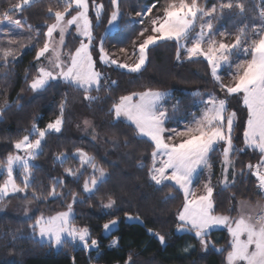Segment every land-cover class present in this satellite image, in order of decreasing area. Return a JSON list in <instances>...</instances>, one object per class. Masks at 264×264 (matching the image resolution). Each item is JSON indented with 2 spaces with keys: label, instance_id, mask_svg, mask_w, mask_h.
<instances>
[{
  "label": "snow or ice",
  "instance_id": "6c2138e0",
  "mask_svg": "<svg viewBox=\"0 0 264 264\" xmlns=\"http://www.w3.org/2000/svg\"><path fill=\"white\" fill-rule=\"evenodd\" d=\"M38 2L39 0H18L0 13V67L7 68L17 63L21 55L20 50L28 46L33 47L36 72L29 79L26 70L24 77L33 93L47 90L52 82L62 81L82 91L84 100L89 103L97 101L99 97L91 93L99 92L102 81L107 82L104 74L97 70V58L93 56V52L97 50L99 63L115 65L128 73H141L145 70L150 49L162 41L175 42L177 61H181L184 53L187 60L202 58L207 62L210 75L224 93V98L214 93L207 94V98L199 101L203 105L200 115L194 116L183 129L168 126L179 110L178 104L172 105L170 111L165 106V101L171 94L159 90L146 89L122 95L112 104L110 113L116 121L127 122L133 128L137 139L146 138V142H150V181L158 187H168L170 193L173 188L183 193V206L177 214V231L194 233L206 251L209 245L207 237L211 230L223 227L230 237L226 264H264V204L257 203L255 208H252L242 201L237 217L217 214L214 201L216 185L212 183L210 171L213 166L211 156L216 152L218 145H223L221 179L218 184L221 191L235 186L237 172L233 156L245 149H237L233 144L236 112H228V97L242 95V103L247 109L243 142L246 149L256 150L260 154L257 164H247L245 167L256 178L257 188L264 194V8L259 12V23H241L235 32H232L227 28H218L215 22L226 16L243 17L246 8L240 0H218V3L212 4L211 7L207 6L206 0H164L159 8L153 3L146 10L136 12V17L140 19L133 23L141 25L144 24V18L152 14L153 9H156L158 14L151 15L150 26L143 27L139 32L140 42H134V50L130 55V58L134 57L133 62L122 63L113 58L104 47L105 39L120 31V21L124 16L120 0H110L113 10L107 21L105 36L101 37L98 45L94 43L90 8L99 22L103 4H98L96 0H91V5L89 0H58L60 7L55 10L51 6L47 8L48 18L52 22L45 21L44 25L36 29L28 24L26 19L22 23L20 19L12 18V13H22L26 6ZM4 22L9 27H4ZM23 25H27V33ZM73 27L76 37L79 38V46L71 51L67 50L66 35L71 34L70 29ZM41 35L43 43L39 46ZM119 51L124 53L127 50L120 48ZM225 66L234 69L229 72L231 82L227 84L220 74ZM115 84L116 81H110V85ZM193 95L199 96L200 93ZM67 105L65 96L60 102L57 118L43 128L33 122L27 130L28 134L14 141L16 152L9 153L4 161H0V170L7 174V178L0 183V203L15 194H24L22 198L27 200L29 189H32L30 195L35 201L71 196L66 211L50 216L41 214L28 225L32 238L39 236L40 243H47L50 247L58 249L80 245L85 251H98L99 241L92 238L90 229L87 226H77L74 222L73 205L85 202L79 192L62 191L67 187L63 177H52L47 192H38L33 188V169L36 166L31 162L43 154V143L49 134L62 132L66 122L64 117ZM9 107L11 105L7 101L0 105V118ZM83 123L89 126V121L85 120ZM95 138L93 135V139ZM128 143L125 139L124 145L127 146ZM113 144L119 146L118 141H113ZM70 159L77 160L79 168L65 167V176L79 183L87 172L88 175L83 179L82 192L91 199L100 186L107 182V169L98 163L94 155L80 147L75 148L71 154L60 152L54 156V161L61 166ZM138 167L144 168L145 164L140 162ZM17 169L20 170V183H17V177L14 175ZM205 169L209 170L208 179L203 183L202 191L198 193L193 187L194 180ZM239 175H244L243 169ZM169 198L175 197H166ZM115 205L116 200L109 194L107 202H102L101 206L112 209ZM246 209L249 211H245ZM25 215L27 216V209ZM124 215L128 220L140 219L139 216L133 217L127 212ZM118 223V219H111L102 227L105 233H111ZM148 231L156 236L161 244L165 243L164 235L153 233L152 229ZM13 239L16 237L13 236ZM116 243L117 241L113 240L110 247ZM185 251H188V248H185ZM128 260L131 261V256Z\"/></svg>",
  "mask_w": 264,
  "mask_h": 264
},
{
  "label": "trees",
  "instance_id": "16d2710c",
  "mask_svg": "<svg viewBox=\"0 0 264 264\" xmlns=\"http://www.w3.org/2000/svg\"><path fill=\"white\" fill-rule=\"evenodd\" d=\"M18 0H0V13H3L11 4ZM91 5V0H89ZM103 4L102 16L97 22L95 14L90 8V17L93 21L94 43L99 44L104 37V30L110 16L112 6L110 0H96ZM164 0H120L121 11L124 13L120 21V31L110 34L105 39L106 51L125 48L131 50L134 42L139 43L138 34L143 27H148L151 15L144 19V24L133 23L132 16L141 11L146 4H157L159 8ZM245 4L246 12L243 17L226 16L221 21L225 28L235 32L241 23H259V6L261 0H240ZM206 3H218V0H206ZM51 6L55 10L60 7L58 0H39L38 3L26 6L22 13H12L13 19H26L34 29L40 28L45 21L51 23L47 8ZM238 12V10H236ZM98 23V26H97ZM23 28L28 31L27 25ZM70 35H66L67 50L74 51L79 44L74 28L70 29ZM40 45L43 43L41 35ZM21 51V50H20ZM98 51V50H97ZM94 51L93 54H97ZM35 49L26 48L21 51L18 62L9 67H0V105L7 101L11 107L7 108L0 118V161H4L9 153H14V141L28 133L32 123L44 127L50 121H54L59 115V105L62 99L67 97L68 105L65 111V124L61 133L49 134L43 143V154L33 161L35 190L47 192L51 186L52 177H63L67 187L64 192L77 191L84 197V203L73 205L74 222L77 226H87L92 238L99 241V249L91 252L85 251L79 246H67L54 250L47 243H40L32 238L29 224L40 213H54L66 208L71 202V196L63 199H48L35 201L31 199V190L28 199H23L24 194L6 197L0 203L2 207L7 202L16 201L24 206L27 202L35 205V212L31 219L21 217L12 212L0 210V264H226L225 255L229 250L228 234L221 229V238L216 241L213 233L207 237L209 245L205 251L195 236L176 235L174 228L177 226V214L183 205V193L173 188L171 193L168 187H158L148 176V167L151 166L152 146L146 142V138L137 139L135 132L127 122L116 121L110 113L111 106L120 96L133 92H141L146 89L168 90L170 97L166 99L171 111L172 105L178 104V111L168 126L180 125V118H186L195 109L197 99L203 98L208 93H214L224 98V93L213 81L207 62L202 58L195 61L182 59L176 60V47L174 41H162L153 46L149 51V61L145 70L141 73H128L115 65H101L99 70L106 77L102 81L99 92L93 91L91 95L99 99L89 103L84 100V93L67 84L52 82L47 90L33 93L28 88L24 79L28 70L29 79L35 74L34 64ZM11 59V58H10ZM7 74V75H6ZM110 81H116L110 85ZM110 85V86H109ZM199 92L200 95H193ZM236 112V127L233 132V144L237 149H245L236 152L233 159L236 161L237 179L234 187L221 191L216 187L214 201L217 214L236 215L240 200L256 202L264 200V194L256 186V178L245 167L254 164L258 159V153L253 149H246L243 142V130L247 120V109L244 107L240 95L228 97V112ZM77 115H82L93 121L94 126L106 136L104 149L87 136H79L74 130V122ZM125 139L128 145H124ZM113 141H118L119 146H114ZM80 147L89 154L94 155L98 163L107 169L109 177L107 182L100 186L99 191L88 199L82 192L83 179L79 183L74 182L64 174L65 167L79 168L77 160L70 159L61 166L54 161V156L60 152L71 154L75 148ZM222 156V147H217L211 156L213 171L219 170L218 161ZM145 164L144 168L138 167L139 163ZM241 169L244 175H239ZM90 171V170H89ZM4 173L0 174V183L4 179ZM17 177V183H20ZM112 195L116 205L112 209L103 208L102 202H107V195ZM173 198L166 199L167 196ZM234 197V198H233ZM125 212L133 216H139L143 226L123 221ZM120 219L118 230L110 237L104 238L101 234L102 226L109 220ZM146 229H152L154 233L165 236V245L153 235H148ZM13 236L16 239H13ZM22 237V238H21ZM116 238L115 246L110 247V241ZM188 239L195 248L188 254L180 253V248ZM212 243V245L210 244ZM224 249L218 252L217 249ZM131 256V261L128 260Z\"/></svg>",
  "mask_w": 264,
  "mask_h": 264
},
{
  "label": "rangeland",
  "instance_id": "374dc122",
  "mask_svg": "<svg viewBox=\"0 0 264 264\" xmlns=\"http://www.w3.org/2000/svg\"><path fill=\"white\" fill-rule=\"evenodd\" d=\"M212 4H214V3H209V4H207V6L208 7H211V5ZM152 4H146L144 7H143V9L142 10H146L148 7H150ZM262 8H264V0H261V4H260V6H259V12H260V10L262 9ZM113 10V9H112ZM111 10V11H112ZM141 10V11H142ZM94 13V12H93ZM74 14V13H73ZM91 18V17H90ZM146 18V17H145ZM144 18V19H145ZM140 19V17H136V15L134 14L133 16H132V18H131V20L132 21H138ZM216 23V26L218 27V28H221V29H224L225 28V25H224V23L221 21V20H219V21H217V22H215ZM148 24H149V22H148ZM3 26L4 27H9V25H7V23L6 22H4L3 23ZM150 26V25H149ZM148 26V27H149ZM108 27V25H106V28ZM74 28V27H73ZM106 28H105V30H106ZM105 30H104V33H103V35L105 34ZM24 31L27 33V31L24 29ZM74 32H75V29H74ZM26 44H27V42H26ZM79 46V44L77 45V47ZM29 47H31V46H28V47H25L24 49H26V48H29ZM24 49H22V50H24ZM120 49V48H119ZM119 49H111L110 51H108V53H110L112 56H113V58H117L120 62H122V63H132L133 62V60H134V57H132V58H130V55H131V53L133 52V50H134V48H132L131 50H127L126 52H124V53H122V52H120L119 51ZM21 50V51H22ZM93 56H94V58H97V70H99V67L101 66V65H103V64H101V63H99V61H98V57H97V54L95 55V54H93ZM182 59H186V58H184V53H182ZM181 59V60H182ZM100 71V70H99ZM230 71H234V69H229L227 66H225V68L224 69H222L221 70V76H222V78L224 79V82L227 84V83H230L231 82V77H230V75H229V72ZM153 90H159V89H153ZM159 91H163V92H168V93H170L168 90H159ZM32 92V91H31ZM32 94H33V92H32ZM209 94V93H208ZM170 97V96H169ZM205 98H207V94L203 97V98H200V99H197V101H196V104H195V109H194V111L193 112H191L190 114H189V116L188 117H186V118H180L179 120H180V125L179 126H174V125H171V126H169V127H175V128H177V129H183V127H184V125L186 124V123H188V122H190L192 119H193V117L194 116H199L200 115V113H201V111H202V108H203V105L202 104H200L199 103V101L201 100V99H205ZM221 98V97H220ZM240 98H241V101H242V95H240ZM167 99V98H166ZM165 106L166 107H168L167 106V103H166V101H165ZM230 113V112H229ZM85 120H87V121H89V126H86V125H84V123H83V121H85ZM247 121V120H246ZM46 126V125H45ZM44 126V127H45ZM43 128V127H42ZM93 129L95 130L94 132H93ZM74 130L76 131V133L79 135V136H87V137H89L92 141H94V142H96L98 145H100L103 149H104V144H105V141H107V139H106V136L104 135V134H102V132H100L95 126H94V123H93V121L92 120H90L89 118H87V117H85V116H82V115H77V117L75 118V122H74ZM28 134V133H27ZM27 134H25V135H27ZM93 135H95V139H93ZM35 137H33V139H34ZM217 147H222L223 148V145H218ZM244 147H245V145H244ZM250 149V148H249ZM254 151H256V150H254ZM15 152H16V150H15ZM14 152V153H15ZM257 153H258V159H257V161H256V163H254L253 165H255V164H257L258 163V161H259V159H260V154H259V152L258 151H256ZM21 155L23 154V153H20ZM221 159H222V156H221V158L219 159V161H218V167H219V170H218V172L216 173V174H214V171H213V166H212V168H211V172H212V183L214 184V185H216V187L218 188V187H220V185L218 184V181L221 179V165H220V161H221ZM214 161L213 160H211V163H212V165H214V163H213ZM31 163H33V161L31 162ZM19 172H20V170L19 169H17L15 172H14V175L16 176V177H18L19 179H20V177H19ZM1 173H4L5 175H4V179H3V181L7 178V174H6V172H4V171H2V170H0V174ZM208 173H209V170L208 169H205V170H203L202 172H200L199 174H198V176L196 177V179L194 180V184H193V187H194V189L198 192V193H200L201 191H202V187H203V183L208 179ZM2 181V182H3ZM1 182V183H2ZM256 186H257V181H256ZM16 195H18V194H15V195H10V196H16ZM247 202V204L248 205H250L252 208H255V206L257 205V203H260V204H264V200H258V201H256V202H250V201H247V200H240L239 201V203H238V211H237V214L236 215H230V216H232V217H237L238 215H239V209H240V204H241V202ZM24 206H20V205H18V202H16V201H12V202H7V203H5L2 207H0V210H2V211H7V212H12V213H14V214H16V215H19V216H21V217H25V218H28V217H30V216H32L33 215V213L35 212V205H34V203H32V202H27V203H25V204H23ZM183 206V205H182ZM27 209V216L25 215V210ZM182 209V207L180 208V210ZM179 210V211H180ZM61 211H66V208L65 209H63V210H61ZM178 211V212H179ZM245 211H249V209H246ZM57 212H60V211H57ZM55 213L56 212H54V213H40V214H38L36 217H38V216H40L41 214H43V215H45V216H50V215H55ZM224 215H229V214H224ZM221 229H223V230H225L226 231V233L228 234V232H227V230L225 229V228H223V227H221ZM221 236H222V234L220 233V231H216V232H214L213 233V237H214V239L216 240V241H218L220 238H221ZM36 238L40 241V238H39V236H36ZM228 239H229V241H230V237H229V234H228ZM113 240H115V241H117L116 240V238H113L111 241H110V243H109V246L112 244V241ZM77 246H79V247H82V246H80V245H77ZM54 248V250H58V248H56V247H53ZM185 248H188V251H185ZM195 248V245L193 244V243H190L189 242V240L188 239H186L185 240V242H184V244L181 246V248H180V253H183V254H188V253H190L193 249ZM227 255V254H226ZM226 255H225V258H226ZM91 264H94V263H91ZM114 264H120V263H114Z\"/></svg>",
  "mask_w": 264,
  "mask_h": 264
},
{
  "label": "water",
  "instance_id": "95a60500",
  "mask_svg": "<svg viewBox=\"0 0 264 264\" xmlns=\"http://www.w3.org/2000/svg\"><path fill=\"white\" fill-rule=\"evenodd\" d=\"M131 216H133V215H131ZM133 217H135V216H133ZM114 219H118V218H114ZM118 220H119V222H120V219H118ZM123 221H124L125 223H133V224H138V225L143 226V221H142L141 219H139V220H128V219H126L125 216H124ZM118 228H119V223L116 225L115 228H113V230L111 231V233H105V231H104V229H103V227H102V232H101V234H102V236H103L104 238H108V237H110L113 233H115V232L118 230ZM220 230H221V227L213 228V229L211 230V233H214V232H216V231H220ZM152 232L154 233L153 230H152ZM146 233H147L148 235H153L152 233H150V232L148 231V229H146ZM174 233H175L176 235H190V236H195L194 233L177 231V226L174 228ZM211 233H210V234H211ZM153 236H154V235H153ZM208 237H209V236H208ZM154 238L158 240V238H157L156 236H154ZM158 241H159V240H158ZM165 243H166V242H165ZM165 243H164V244H161V243H160V244H161L162 247H164ZM210 244L212 245L211 242H210ZM220 249H222V247H221ZM93 250H95V249H93ZM93 250H90V251H88V252H91V251H93Z\"/></svg>",
  "mask_w": 264,
  "mask_h": 264
}]
</instances>
